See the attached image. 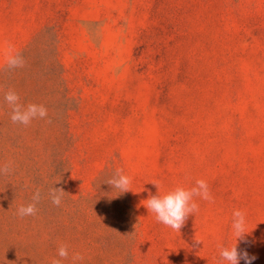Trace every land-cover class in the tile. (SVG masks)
Segmentation results:
<instances>
[{"label":"rangeland","instance_id":"374dc122","mask_svg":"<svg viewBox=\"0 0 264 264\" xmlns=\"http://www.w3.org/2000/svg\"><path fill=\"white\" fill-rule=\"evenodd\" d=\"M9 46L23 68H6ZM8 89L47 118L13 124ZM6 164L0 264H51L61 243L77 264H219L236 243L264 264V0H0ZM116 169L131 191L106 183ZM200 179L215 202L196 198L180 232L144 206L154 181L164 194ZM37 190V215L20 218Z\"/></svg>","mask_w":264,"mask_h":264},{"label":"clouds","instance_id":"9594fccd","mask_svg":"<svg viewBox=\"0 0 264 264\" xmlns=\"http://www.w3.org/2000/svg\"><path fill=\"white\" fill-rule=\"evenodd\" d=\"M5 65L9 70L23 68L25 66V60L20 53L9 46L6 52ZM4 102L11 109L10 120L13 124L29 126L34 119H46L48 116V110L44 105L29 103L25 106L20 102L19 94L12 89H8L4 93ZM10 170V164L0 166V175H7ZM106 183L113 186L116 191L124 193L131 191L132 178L124 174L123 169H116ZM152 184L158 188L159 194L156 196L150 195L144 201V206L150 213L155 214L158 223L177 232H180L189 215L199 211V205L195 202L196 198L209 203L215 202L207 181L203 179L197 180L195 186L191 188L177 186L164 194H161V184L159 181H154ZM65 194L62 188L54 187L49 189L48 198L54 206L59 207L62 204ZM40 200L41 192L37 190L32 196V202L18 207L17 215L20 218L36 216L38 212L37 205ZM231 228L232 234L237 241L245 237L247 234V221L244 212L240 210L233 212ZM196 243L199 244L201 241L196 239ZM218 247L219 264H223L225 261L227 264H240L241 260H244L245 264H252L253 260L256 259L254 256L250 257L247 251H238L237 243L230 247ZM56 251L58 258H53L51 264H62V261L68 260L69 258L72 264H77V262L84 260L83 255L78 252L70 255L69 246L64 243L59 244Z\"/></svg>","mask_w":264,"mask_h":264}]
</instances>
